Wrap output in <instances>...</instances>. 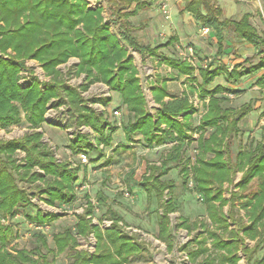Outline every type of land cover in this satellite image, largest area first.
Returning <instances> with one entry per match:
<instances>
[{"label":"trees","instance_id":"1","mask_svg":"<svg viewBox=\"0 0 264 264\" xmlns=\"http://www.w3.org/2000/svg\"><path fill=\"white\" fill-rule=\"evenodd\" d=\"M124 1L116 0L115 5ZM133 1L138 2L127 0L128 3ZM140 7L137 4L124 16L137 13ZM115 10L121 15L119 8ZM185 10L200 24L212 29L218 43V56L224 54L226 28L233 29L260 52H264V36L251 24L249 12L239 20L221 19V9L212 6L211 0H186ZM102 11V7L90 8L86 0H0V127L20 124L23 111L30 128L34 130L21 139H0V264H54L48 261L43 263L46 256L41 253L40 246L45 245L47 240L42 231L34 233L39 243L33 249L9 248L13 233L10 226L1 220L8 216L13 218L20 205L25 208L33 205L32 194L19 186V178L34 184L37 194L48 204H68L75 199L74 185L79 180L80 166L71 168L68 162L58 161L47 143L43 142V132L37 128L46 122L45 112L49 103L53 107L65 104L69 115L65 128L90 126L97 133L99 144L111 146L112 132L117 126L112 125L103 112L91 105H108L111 98H88L83 95L95 82H102L110 91L120 94L129 112L127 121L122 124L128 141H133L134 136L140 134L147 147L166 141L173 143L160 163L144 161L146 171L141 174V178L136 173L129 176L136 186L146 192L150 205L148 209L156 202L157 238L166 244L168 251H174L171 214L179 210L180 203L172 195L173 180H166L164 176L173 168V163L178 165L182 160V154L192 139L191 133L210 127L215 130L208 138L199 137L195 163L190 168L186 163L180 172L184 176V186L189 183V172H193L194 189L201 195L214 228L203 223L202 231L189 238L178 250L187 255L191 264H238L242 259L240 253L245 255L247 264H264V257H256L258 249L264 244V144L258 143L253 150L241 149L237 153V166H247L238 186L245 188L253 178L259 176L258 192L250 194L239 206L235 205L233 198L223 195L222 187L215 185L234 181V166H228L223 159L224 147L228 137L238 130L237 122L251 108L245 107L235 117L234 112L231 114V110L221 106L218 93L225 88L217 86L207 89L219 73L218 69L211 70V63L199 69L202 81L194 86L199 90V97L209 96L208 109L198 126L192 123L196 109L190 99L186 95L171 94L165 85L152 86L159 108L155 115H151L139 70L125 45L143 56H154L159 55L162 45L172 41L155 46L142 43L125 26V22L121 23L122 32L118 37L111 31ZM9 49L14 53L9 52ZM70 57L79 59L74 72L77 75L85 74V81L79 86L68 83L57 68ZM29 59L40 62L45 73L51 76L49 81L33 79L26 87L18 83L20 71ZM164 60L179 74L193 77L196 68L185 59L164 56ZM261 67H264V61L242 71L233 67L228 72V80L255 73ZM257 83L264 86V75L257 78ZM166 96L170 99L165 100ZM69 147L73 150L81 147L99 149L91 142L89 135L80 131L70 138ZM18 149L25 152V162H19L16 158ZM208 152L215 153V156L206 159ZM35 167L43 172L34 170ZM85 196L87 208L77 215L74 226L53 234L56 249L58 252L72 251L69 264H129V258L144 249L143 244L127 233L122 215L112 208L108 209L107 217L113 220V225L102 231L92 221L95 207L90 198ZM227 204L230 207L225 210ZM241 208L245 210L247 222L239 215ZM25 215L30 222L38 223H46L59 216H43L39 211L35 215L29 212ZM176 226H184L189 230L185 219ZM91 233L96 237L92 253L77 247V236L85 237ZM248 240L254 241L253 245Z\"/></svg>","mask_w":264,"mask_h":264},{"label":"rangeland","instance_id":"2","mask_svg":"<svg viewBox=\"0 0 264 264\" xmlns=\"http://www.w3.org/2000/svg\"><path fill=\"white\" fill-rule=\"evenodd\" d=\"M115 1L93 0L89 7L93 8L97 4L101 5L103 17L109 22L111 31L118 37L122 32L121 23L125 22V26L142 43L155 46L172 41L170 44L162 45L159 55L154 56H143L139 51L132 49L121 41V44L127 47L129 55L132 56L133 62L139 70L142 89L151 115H155L159 108V104L155 102L153 96L152 86L165 85L171 94L176 96L186 95L190 99L196 109L192 123L193 126H198L202 122V116L208 109L209 96L199 97V90L194 86L202 81L199 69L205 68L211 63V70L218 69L219 73L214 77L213 82L207 86V89L211 90L217 86L225 88V90L218 93L222 102L221 106L231 110V114L234 112L235 117L245 107L251 108L237 122L238 130L228 137L224 147L223 159L228 166H234V181L233 183L215 184L219 185L218 188H223V195L226 198H233L232 201L236 203L235 205H242L250 194L258 192L261 181V178L256 176L247 187L240 188L238 182L247 166H237L236 162L238 161L237 153L239 150L249 151L250 149L253 150L258 143L264 144V86L257 83V78L264 75V67L258 68L255 73L244 74L238 79L230 78L228 80V72L233 67H237L238 71H242L250 66L258 65L261 61H264V52H260L259 49L248 43L233 29L226 28L223 42L224 54L218 56V43L212 29L209 26L200 24L190 12L185 10L186 0H175L172 17L167 20L157 6L158 0H138V2L133 1L132 3L125 0L117 5H115ZM211 3L212 6L221 9V19L239 20L246 12H249L251 24L258 33L264 36V0H211ZM137 4L141 5L137 13L124 16V14H129ZM115 8L121 10V15L116 12ZM206 27L209 28L207 32L205 31ZM8 51L14 53L10 49ZM164 56L185 59L191 63L196 68L193 77L189 78L185 74H179L177 70L168 65L164 60ZM78 63L79 59L77 57H70L68 61L57 66L62 77L74 86H79L85 81V74L77 75L74 72ZM20 75L19 84L22 87L28 86L33 79L43 82L49 81L51 78L45 73L40 62L35 59L26 60V66L21 69ZM83 95L88 98L93 96H108L111 98L108 105L100 103L91 105L97 111L103 112L112 125L117 126L112 132V144L111 146H105L103 143L99 144L97 141L98 135L90 126L65 128L69 120L68 106L63 104L59 107H53L51 103L48 104L45 112L46 122L37 130L43 132V142L47 143L58 161L68 162L71 168L80 166L79 180L74 185L76 197L68 204H48L37 194L38 190L34 184L24 182L19 178V186L28 189V192L32 194L33 205L26 208L20 205L13 218L8 216L6 219L1 220L10 226L13 233L9 248L33 249L39 243L34 233L42 231L37 230L34 224L45 225L46 228L42 232L46 235L47 242L45 245L40 246L41 253L46 256L43 263L48 261L54 264H69L72 260V251L58 252L53 234L63 231L66 227L74 226L78 219L77 215L83 213L87 208L88 204L85 196L87 195L95 207V212L91 215L94 224L99 225L102 231L111 228L113 220L107 216L109 215L108 209L112 208L122 215L127 233L143 244L144 249L141 253L131 256L129 264H191L187 259V255L178 250L179 247L189 238L201 232L203 223L208 224L211 229L214 226L210 223L206 205L201 195L194 189L193 172H189V183L184 186V176L180 169L186 163H188L189 168L195 163L199 151L197 147L199 137L208 138L215 129L209 127L191 133L192 139L182 154V160L179 161L178 165L173 163V168L164 176L166 180H173L172 195L180 203L179 210L171 214L174 251L169 252L166 244L157 238L156 202L154 201L151 208L148 209L150 205L147 203L146 192L136 186L129 176L136 173L141 178V174L146 171L144 161L160 163L166 153L171 150L173 143L166 141L162 144H156L154 147H147L140 134H136L133 141H128L122 124L127 121L129 112L122 103L120 94L110 91L106 84L95 82L90 85L87 91L83 92ZM164 99L168 100L170 97L166 96ZM115 110L118 111V114H115ZM21 118L22 122L20 124H14L6 128L0 127L1 140L21 139L34 131L26 121L23 111ZM164 127L165 125H163ZM79 131L82 134L89 135L91 142L95 146H99V149L88 150L85 147L77 150L71 149L69 147L70 138L74 136L75 132ZM85 150H88V152ZM262 152H264V146ZM81 153L87 155V162L80 160L79 155ZM15 156L19 162H25L24 151L16 150ZM211 156L214 157L215 153L208 152L205 158L211 159ZM34 170L43 172L38 167H35ZM16 175L18 176V174ZM33 192L35 193L33 194ZM234 192L235 195H232ZM42 196L44 195L42 194ZM101 196L102 199H100ZM229 207L230 204H227L224 209L228 210ZM38 211L43 216L53 214H59V216L46 223L30 222L31 220L25 215L26 212L35 215ZM239 212L240 217L243 218L244 222H247L248 217L245 216V210L241 208ZM183 219L186 220V225L189 226V232L184 226H176ZM77 241L79 249L94 252L96 243L94 233L85 237L78 235ZM248 242L251 245L254 243V241L249 240ZM240 255L242 259L238 264H247L245 255L243 253H240ZM256 257H264V244L258 249Z\"/></svg>","mask_w":264,"mask_h":264},{"label":"built area","instance_id":"3","mask_svg":"<svg viewBox=\"0 0 264 264\" xmlns=\"http://www.w3.org/2000/svg\"><path fill=\"white\" fill-rule=\"evenodd\" d=\"M89 1H90V4L93 3V0H89ZM174 3H175V0H158L157 1V6L159 7L161 13L163 14V16L166 20L171 19V17H172V8L174 6ZM208 30H209V28L206 27L205 31L207 32ZM114 112H115V114H118L117 110H115ZM79 156H80V160L82 162L88 161V157L85 153H81ZM34 227L37 230H42L43 232H44L43 229L46 228L45 225H36V224H34Z\"/></svg>","mask_w":264,"mask_h":264},{"label":"crops","instance_id":"4","mask_svg":"<svg viewBox=\"0 0 264 264\" xmlns=\"http://www.w3.org/2000/svg\"><path fill=\"white\" fill-rule=\"evenodd\" d=\"M87 4H88V6L90 5V1L89 0H87ZM97 7H101V5H98L97 4V6H95V7H93V8H97ZM105 19V18H104ZM106 20V19H105ZM18 83H19V81H18ZM101 149H102V147H100Z\"/></svg>","mask_w":264,"mask_h":264}]
</instances>
